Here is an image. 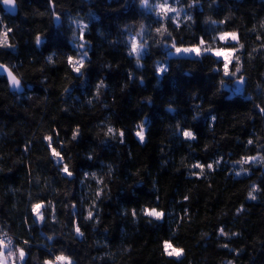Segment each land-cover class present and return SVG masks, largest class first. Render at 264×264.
<instances>
[{
	"label": "trees",
	"instance_id": "obj_1",
	"mask_svg": "<svg viewBox=\"0 0 264 264\" xmlns=\"http://www.w3.org/2000/svg\"><path fill=\"white\" fill-rule=\"evenodd\" d=\"M3 1L0 33L11 47L0 46V63L24 87L11 91L0 76V239L12 241L17 264V247L26 264L58 255L71 264H264V0H170L182 10L174 21L140 0H14V14ZM73 21L87 25L83 40ZM221 32H236L239 43L220 42ZM137 33L147 45L142 67L129 54ZM38 36L47 43L38 47ZM201 37L238 49L237 77L217 74L211 53L169 55L173 41L191 46ZM78 44L88 52L80 78L67 59H80ZM158 61L168 67L162 79ZM240 75L242 86L233 82ZM248 157L256 160L241 163ZM36 203L43 220L32 213ZM165 241L182 255L168 256Z\"/></svg>",
	"mask_w": 264,
	"mask_h": 264
},
{
	"label": "snow or ice",
	"instance_id": "obj_2",
	"mask_svg": "<svg viewBox=\"0 0 264 264\" xmlns=\"http://www.w3.org/2000/svg\"><path fill=\"white\" fill-rule=\"evenodd\" d=\"M6 4H11L12 0H5ZM140 4L143 8H145L148 11H153L156 10V8H158V12L157 15L158 17L165 19V20H175L178 16H179V12L182 10H178L177 8L171 7L170 6V0H163V2L157 6H154L152 4H150L149 0H140ZM163 14L162 17L160 16V14ZM169 13H175V16H170ZM188 19H191V17H187ZM57 21H59V17H57ZM74 23H76V29L73 30V37L75 38L76 36V31L78 30L80 33V39L83 40L84 39V34L86 32L87 29V25H81L76 21H73ZM215 21H212V24H215ZM221 23H223V21H221ZM262 26H264V24H262ZM8 31H11V29H8ZM158 33H161V35L164 34V32L162 31V29L158 28L156 30ZM142 33H137L136 36H132L130 38V55H135L136 57V63L138 67H142V65L140 64L141 59L144 58V56L147 53V45L144 42H138L137 41V36H140ZM170 35V33H169ZM0 37H2V39H0V46H8L11 47L10 45H8V37H7V32H3L0 33ZM260 37H257V39H259ZM218 40L220 42H229V41H234L239 43V37L238 34L236 32H221L218 36ZM47 43L46 38L38 36L36 38V44L37 46H41ZM73 43H75V39L73 40ZM162 43V42H161ZM206 45V41L203 37L200 38L199 43L198 44H193L189 47H178L176 46L175 42L173 41L172 43V47L175 49V53L177 55H191L194 54L196 57H201L202 54H207V53H211L212 56L216 57V61L215 63H217L219 66L215 69V71L217 72V74H221L222 73V77H228V78H233V77H237V73L241 72V67L239 66V61H240V57L239 56H235L234 54L238 51V49H236L234 47V45H229L227 47H219V48H212V47H208L205 46ZM76 47L78 49H85L84 51L80 52V59L78 61H74L72 56H68V63L70 65H72V70L73 72H75L77 74V78L83 77L85 74L82 71V68L84 67L85 61L88 58V52L86 50V44H78L76 45ZM241 48L244 47V45H240ZM172 53L169 52V55H171ZM233 58H235L236 60V65H233ZM49 62H51L52 57H48ZM220 61H222V64H220ZM157 78L158 79H162V74L166 73L168 71V67H161L160 62H157ZM234 68V70H233ZM4 73H7L8 76V82L10 84V86L15 89L16 91H20L22 88L21 82L20 80H18L16 78L15 75H13V73L3 64H0V76H3ZM227 81L225 80H221V86H223L224 83H226ZM239 85H243L246 83V79L245 77H243L242 75H240L238 77V79H236L235 81H233ZM141 83H143V81H141ZM237 91H239V88H237ZM169 112H173L174 109L169 108L168 109ZM260 112L264 113V108H260ZM195 119V117H194ZM213 119H215V117H213ZM147 122V118H145V123ZM144 131L145 128L141 127L139 131L136 132V136L139 138V140L141 142L144 141ZM179 131L182 133V135L185 138H188L190 140H194L195 139V134L191 131V130H183V129H179ZM109 133L113 132L112 128L108 129ZM121 136H123V132L120 133ZM77 138V133L73 132V139L75 140ZM45 141H48V148L51 149V155L56 158V163L57 165L63 163V156H61V152L57 151L56 147L53 146V138L51 136H45L44 137ZM249 144L253 143V141L249 140L248 141ZM264 159V158H261ZM248 160H252L255 161L256 158L255 157H248L247 159H242L241 163H247ZM217 165L220 163L219 160H217L215 162ZM193 168H199L201 169V173L203 172V168L204 165L197 162L196 164H194L192 166ZM208 169H212L213 168V164L209 163L207 165ZM62 171L66 174V177H72L73 176V172L69 170V167L67 164H64V167L62 169ZM241 173L237 172L236 175L239 176ZM87 175V174H86ZM93 175H95V173H93ZM256 186L253 185V190L248 192V198L251 200H255L256 196L253 195V192L256 191ZM97 196H99V193H97ZM185 200L188 199L187 196L184 197ZM42 207H45L42 203H36L33 204L32 206V213L36 216L37 219L39 220H43L44 216L41 213V209ZM144 214L149 216V217H154L156 220H160L163 216V213L157 211L155 208L153 209H147L145 208L144 210ZM238 211H240L238 209ZM133 214L135 215V212H133ZM88 217L91 218L92 217V212L89 211L88 213ZM76 232L78 234L80 233V229L77 226L76 227ZM219 234L223 235V236H227L228 234L224 231L223 228H220L219 230ZM82 235V234H81ZM232 235H237L236 233H232ZM51 239V238H49ZM24 244L27 245L28 241L25 240ZM223 247L227 248L228 245L224 244ZM169 249H171V251H169ZM16 253H18V260L19 262H21V264H26V253L24 248L21 247H17L16 248ZM164 251L168 256H176L179 257L182 254V249H176L173 248V246L168 242L165 241L164 242ZM9 258H12V264H17V258L15 257V254L12 250V241L9 239L7 244L5 243V241L3 239H0V264H8V260ZM55 260L57 262H66V264H71V261L69 260L68 257L64 256V255H58L55 257ZM45 264H52V262L49 261H45ZM228 264H232L231 261L228 262Z\"/></svg>",
	"mask_w": 264,
	"mask_h": 264
},
{
	"label": "water",
	"instance_id": "obj_3",
	"mask_svg": "<svg viewBox=\"0 0 264 264\" xmlns=\"http://www.w3.org/2000/svg\"><path fill=\"white\" fill-rule=\"evenodd\" d=\"M2 8H3V10L6 11L7 13H9V14H14V13L16 12V3H15L14 0H12V3H11V4H6V3H5V0H4V1L2 2ZM54 22H55V23L58 22V21H57V17L54 18ZM0 64H1V63H0ZM6 67H7V66H6ZM7 68L13 73V75L16 76V74H15V73H14L9 67H7ZM3 76L5 77V79H6L7 83H8L9 89H10L11 91H14V92H17V93H22V92H23L24 87H23L22 83H21V85H22L21 90H20V91H16L15 89H13V88L10 86V84H9V82H8V76H7V73H4ZM16 78H17L18 80H20L17 76H16ZM20 82H21V80H20Z\"/></svg>",
	"mask_w": 264,
	"mask_h": 264
},
{
	"label": "rangeland",
	"instance_id": "obj_4",
	"mask_svg": "<svg viewBox=\"0 0 264 264\" xmlns=\"http://www.w3.org/2000/svg\"><path fill=\"white\" fill-rule=\"evenodd\" d=\"M229 42H234V41H229ZM179 47H189V46H179ZM172 54L171 55H177L176 53H175V49L171 52ZM178 56H190V57H196L194 54H191V55H187V54H185V55H178ZM159 66H161V67H164V65H159ZM55 159V161H56V158H54ZM62 169H63V167L61 168V171H62ZM63 172V171H62ZM63 174H65L64 172H63ZM36 217V216H35ZM37 219V218H36ZM38 221H39V219H37ZM169 251H171V249H169ZM182 255V254H181ZM180 255V256H181ZM179 256V257H180ZM174 257H176V256H174ZM50 262H52V264H66V262H57L56 260H52V261H50ZM8 264H12V260L11 261H8Z\"/></svg>",
	"mask_w": 264,
	"mask_h": 264
}]
</instances>
